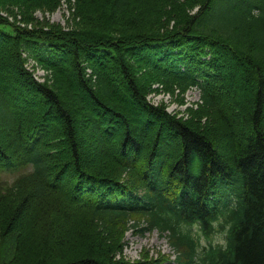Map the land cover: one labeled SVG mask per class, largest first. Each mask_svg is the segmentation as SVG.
Segmentation results:
<instances>
[{
    "label": "trees",
    "instance_id": "16d2710c",
    "mask_svg": "<svg viewBox=\"0 0 264 264\" xmlns=\"http://www.w3.org/2000/svg\"><path fill=\"white\" fill-rule=\"evenodd\" d=\"M192 87L185 118L146 98ZM26 167L0 264H165L126 260L128 230L168 264H264V0H0V172Z\"/></svg>",
    "mask_w": 264,
    "mask_h": 264
},
{
    "label": "rangeland",
    "instance_id": "374dc122",
    "mask_svg": "<svg viewBox=\"0 0 264 264\" xmlns=\"http://www.w3.org/2000/svg\"><path fill=\"white\" fill-rule=\"evenodd\" d=\"M37 17L40 19H47L49 22H57L60 24H65L66 18L69 16V10L67 9L65 4H62L59 8L53 10V12H36ZM30 66V65H29ZM36 77L40 80H42V74L43 70L40 68H36L34 71ZM230 75L235 76V80L233 84L229 87L232 88L233 100L234 102L238 104H244L242 93L240 90H238V84L241 83V74L238 70L234 69L233 72H230ZM157 84H154L153 87H156ZM177 90L174 91V94H170L167 92H159L155 93L152 92L149 95H146V98L150 100L151 102L157 104L159 102H164L166 105V109L170 111L171 113H176L178 116L187 117V108L188 107H196V103L199 100V91L197 88L192 87L188 89L185 93L181 94L180 96L177 95ZM235 96V97H234ZM230 95L225 97V100L229 99ZM130 105L132 107L135 106L134 102L131 100ZM139 108V107H138ZM139 110V109H138ZM241 111V110H240ZM243 114L244 108H242ZM241 111V112H242ZM126 128L129 131V123L126 121ZM85 129H86V124ZM77 127H82V124L76 123ZM243 127V126H242ZM241 127V128H242ZM84 128V127H83ZM119 128V126H118ZM83 130H81V134L79 135L81 141L85 144L86 140H84V135L82 134ZM111 134V133H110ZM92 138H94L91 135ZM1 144H4L1 142ZM177 146L173 144V154L176 153ZM31 167L26 168H19L15 171H3L0 172V180H4L3 182H12V180L21 172H25L27 170H30ZM69 181V180H68ZM222 231H217L212 237L211 241L213 240L214 236L219 234ZM125 239L127 241L126 247L123 251V257L126 258V260H148V259H158V261H163L165 264H168L170 261H172L175 257V253L168 243L166 237H161L157 231L152 232H144L141 233H135L132 230H128L125 235Z\"/></svg>",
    "mask_w": 264,
    "mask_h": 264
},
{
    "label": "clouds",
    "instance_id": "9594fccd",
    "mask_svg": "<svg viewBox=\"0 0 264 264\" xmlns=\"http://www.w3.org/2000/svg\"><path fill=\"white\" fill-rule=\"evenodd\" d=\"M230 229H231V224L229 223L228 225L224 227L222 232L214 236L213 240L211 241V246L212 247L218 246L221 250H227V247H228L227 236H228ZM199 243L205 249L209 246L208 243H206L204 239H201ZM199 251H200V248H197V252Z\"/></svg>",
    "mask_w": 264,
    "mask_h": 264
}]
</instances>
